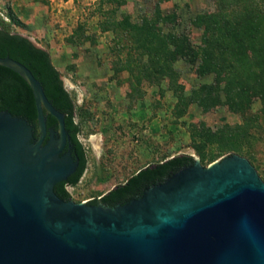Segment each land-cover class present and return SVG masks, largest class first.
Listing matches in <instances>:
<instances>
[{
	"label": "water",
	"instance_id": "95a60500",
	"mask_svg": "<svg viewBox=\"0 0 264 264\" xmlns=\"http://www.w3.org/2000/svg\"><path fill=\"white\" fill-rule=\"evenodd\" d=\"M0 65L32 89L38 125L0 113V264H264V182L246 158H194L115 206L63 201L54 187L77 166L65 116L26 66Z\"/></svg>",
	"mask_w": 264,
	"mask_h": 264
},
{
	"label": "rangeland",
	"instance_id": "374dc122",
	"mask_svg": "<svg viewBox=\"0 0 264 264\" xmlns=\"http://www.w3.org/2000/svg\"><path fill=\"white\" fill-rule=\"evenodd\" d=\"M213 8L211 0H0V18L49 52L75 102L87 166L79 183L68 187L72 201L99 198L143 167L176 155H191L206 167L229 154L216 137L205 142L206 133L248 118L249 155L241 157L264 182L260 101L243 117L224 105L222 92L220 101L200 105L196 93L214 85L213 76L199 77L181 59L159 68L162 42L146 54L140 35L125 26L174 15L177 23L156 29L162 35L186 31L199 44L202 30L189 22Z\"/></svg>",
	"mask_w": 264,
	"mask_h": 264
},
{
	"label": "trees",
	"instance_id": "16d2710c",
	"mask_svg": "<svg viewBox=\"0 0 264 264\" xmlns=\"http://www.w3.org/2000/svg\"><path fill=\"white\" fill-rule=\"evenodd\" d=\"M214 8L195 16L189 27L202 30L199 44H194L188 32L162 35L156 29L158 23H177L176 16L158 14L156 21L144 19L140 26H125L140 35L141 47L146 54L157 42L162 46V63L179 59L196 68L199 77L212 75L214 85H203L198 91V101L208 106L224 95V105L243 117L251 104L258 99L264 114V0H211ZM12 21H14L12 19ZM9 57L26 66L40 82L48 101L64 114L65 127L69 130L74 145V154L80 160L79 171L65 182L55 185L54 193L63 201L71 200L66 186H76L82 178L87 158L85 148L79 141L80 124L76 121V106L66 90L61 72L52 63L49 52L36 47L27 36L12 32L8 24L0 18V58ZM165 61V62H164ZM220 101V100H219ZM8 112L37 126V111L32 89L16 72L0 65V113ZM247 117V116H246ZM48 127H57V121L47 115ZM245 119V118H244ZM225 126L207 134L204 141L216 137L227 153L238 156L249 155L247 143L250 141L249 124ZM194 164V157L180 154L158 163L143 167L124 183L93 199L90 204L101 203L115 206L133 200L145 189L156 185L182 168Z\"/></svg>",
	"mask_w": 264,
	"mask_h": 264
},
{
	"label": "flooded vegetation",
	"instance_id": "af4514ba",
	"mask_svg": "<svg viewBox=\"0 0 264 264\" xmlns=\"http://www.w3.org/2000/svg\"><path fill=\"white\" fill-rule=\"evenodd\" d=\"M47 115H49V114H47V113L45 114L47 131L52 130V132H58V130H59L58 124H57V127H56V128H54V127H48V126H47V122H48ZM64 123H65V119H64ZM37 127H38V125H37ZM64 128H65V133H67L68 138H69V140H70V142H71V144H72L70 132H69V130L66 129V127H64ZM78 138H79V141L81 142V140H80V135H79ZM72 147H73V150H74V145H73V144H72ZM76 159H77V166H76L75 171H74L73 173H71V174L67 177V179L64 180V181H62V182L67 181L70 177H72L73 175H75V174L79 171V168H80V160H79V158H77V157H76ZM59 183H60V182H59ZM57 184H58V183H57ZM68 187H74V186L67 185V186H66L67 190H68ZM97 199H100V197L97 198ZM92 200H93V199H91V200H90V199H89V200H85V201H82V203L87 204V205H92V204H90V202H91ZM79 203H80V202H79ZM96 205H102V204H101V203H97ZM102 206H104V205H102Z\"/></svg>",
	"mask_w": 264,
	"mask_h": 264
}]
</instances>
